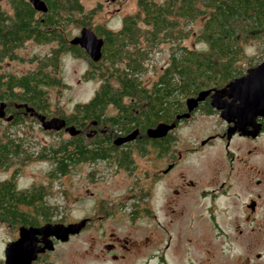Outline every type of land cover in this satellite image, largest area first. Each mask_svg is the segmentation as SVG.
Wrapping results in <instances>:
<instances>
[{
  "label": "trees",
  "instance_id": "16d2710c",
  "mask_svg": "<svg viewBox=\"0 0 264 264\" xmlns=\"http://www.w3.org/2000/svg\"><path fill=\"white\" fill-rule=\"evenodd\" d=\"M4 1L9 9L0 3V103L4 102V109L14 114L6 126L23 124L28 116L36 121L25 107L46 118L53 116L46 88L61 84L56 76L60 55L70 52L88 58L78 45L69 43L68 24L90 27L103 40L100 59L94 62L88 58L89 69L83 74L86 79H101L97 89L86 102L76 103L70 113L56 114L79 132L62 138V129L45 130L58 134L59 139L20 161H50L52 179L67 174L74 165L103 160L129 171L133 151L140 155L149 153V149L156 152L159 138L147 137L146 129L170 122L185 108L184 100L208 86L210 78H225L218 62L234 61L241 55L236 42L239 31L248 30L255 36L250 27L257 18L264 22L259 10L252 13L254 0H136V11L124 15L117 30L94 23L98 6L85 10L80 0H43L45 12L34 10L29 0ZM198 17L203 21L197 37L206 45L205 50L190 49L181 43L187 37L182 26ZM28 40L54 45L44 56L32 58L37 63L34 69L20 75L2 71L5 59L23 60L15 49ZM162 42H171L168 62L155 80L144 86L139 76L146 70L152 49ZM215 83L221 85L220 81ZM109 108L113 113H108ZM134 129L138 130L135 144H114L117 136ZM86 130L93 132L87 134ZM24 152L23 140L3 131L0 167H8L12 158H21ZM49 193L50 184L18 189L14 174L1 180L0 222L16 227L52 222L58 206L45 202ZM136 206L131 212L134 216ZM100 211L110 213L107 207Z\"/></svg>",
  "mask_w": 264,
  "mask_h": 264
},
{
  "label": "rangeland",
  "instance_id": "374dc122",
  "mask_svg": "<svg viewBox=\"0 0 264 264\" xmlns=\"http://www.w3.org/2000/svg\"><path fill=\"white\" fill-rule=\"evenodd\" d=\"M80 1L85 10L98 6L94 23L105 25L111 30H117L122 17L133 14L137 9L136 0ZM0 3L3 8L9 9L4 0H0ZM202 21V17H198L182 26L183 32L187 34V37L181 39L183 45L194 50H205L206 45L197 37ZM81 27L76 23L68 24L67 39L77 35ZM236 42L241 50V55L238 56L240 61L253 60L262 46V41L250 32L239 31ZM52 45L54 44L28 40L15 49L16 54L23 60L5 59L1 63V70L16 75L24 74L35 68L37 63L32 58L49 53ZM170 46L171 42H162L152 49L146 61V70L139 76L142 85H150L168 62ZM87 59L76 57L70 52L60 55L56 76L61 84L46 88L49 109L53 116L56 117L60 112L70 113L76 103L86 102L97 89L101 80L98 76L89 79L83 76L89 69ZM108 113H113V110L109 108ZM31 117L36 121H32L28 116L24 118L23 124L15 126H6V119L0 117V135L7 131L23 140L25 152L21 160L29 154L35 155L41 146H47L59 139L58 134L46 132L40 127L35 116ZM202 123L203 126H197L195 122H191L175 131L179 148L192 146L191 143L197 137L211 130L209 122ZM91 132L93 131L86 130L87 134ZM60 134L62 138L68 136L66 131ZM209 152L210 150L202 149L186 154L179 163V170H183L186 177L203 173L206 159L212 157L215 150L210 152V156ZM132 158L133 164L129 171L115 168L114 164L107 165L103 161H97L74 165L67 174L54 179L49 176L52 163L48 160L32 159L24 163L14 161L8 167H0V181L14 174L16 187L20 190L50 184L51 193L45 196V202L58 206V212L52 216V220L60 219L62 223H70L88 218L87 225L80 232L67 241L58 243L33 264H158L156 258L148 259L151 253H162L169 264H206L202 250L206 249L207 244L204 245L205 242L200 239L202 235L197 236L198 233L195 232L194 221L199 219L196 214L188 217L186 210L169 212L163 206L157 186L150 189V196H144V188L150 179L155 181L154 175L159 166L155 150L149 149V153L145 155L133 151ZM191 202L187 204L191 205ZM134 204L138 207L135 216L131 214ZM195 204L193 201V205ZM222 204L220 198L215 201L214 213L218 221L219 206ZM145 205L151 208L154 215L146 216L141 212ZM101 207H107L110 213L101 212ZM190 223L192 228L188 226ZM17 232L18 227L0 222V264H3L5 245L17 238ZM124 240H130L128 251L123 248ZM165 241H168V246L166 244L163 247ZM111 242L116 244L115 252L119 254L118 258H112L109 250L104 247ZM147 242L152 246H147ZM216 262L217 260L212 259V264Z\"/></svg>",
  "mask_w": 264,
  "mask_h": 264
},
{
  "label": "flooded vegetation",
  "instance_id": "af4514ba",
  "mask_svg": "<svg viewBox=\"0 0 264 264\" xmlns=\"http://www.w3.org/2000/svg\"><path fill=\"white\" fill-rule=\"evenodd\" d=\"M258 10L261 18H264V0H254L252 13ZM252 25L251 31L254 30L257 33L255 37L262 41L254 59L218 62L226 77L219 80L210 78L209 85L202 89H210V92L198 102L189 117L176 121L175 127L159 138L155 152L159 161L154 175L155 181L150 179L144 188V196H150V189L157 186L163 206L169 212L186 210L188 217L196 214L199 219L194 221V229L197 236L202 235L200 239L205 242L204 245L207 244L206 249L202 250L206 264H212V259L217 260L216 264H264V94L263 103L260 105L259 87L242 86L234 97V93L227 86L232 80L245 76L249 69L264 62V22L257 18ZM219 81L221 85L218 86L215 82ZM223 87L225 92L218 98L217 104L220 107L216 108L212 105L211 96L215 89ZM197 93L192 97L197 96ZM6 109L5 116L12 118L14 114L8 113ZM184 112L186 106L182 111L176 112L171 121ZM202 121L209 122L211 130L197 137L191 143L192 146L179 148L175 131L191 122L203 126ZM170 139L171 142L168 143ZM129 143L135 144L134 139ZM202 149L210 152L215 150V154L211 157L209 152L210 157L203 165V173L186 177L183 170H179L180 161L186 154ZM11 160L20 162L21 159L14 157ZM103 162L110 165L106 160ZM219 198L223 204L219 206L218 221L215 219L214 210L215 201ZM189 201H192L191 205L187 204ZM193 201L196 202L195 205ZM141 210L146 216L154 215L148 205ZM61 221L53 220L51 223H62ZM188 226L192 228V223ZM51 239L54 247L61 243L52 237ZM129 241L124 240L123 248L126 251L129 250ZM167 242L165 241L163 247L166 244L168 246ZM36 244L41 245L40 235L37 236ZM109 244L112 258H118L116 244ZM146 245L152 246L149 242ZM47 252L48 250L38 253L31 264ZM153 258L158 260V264H169L162 253H151L148 259Z\"/></svg>",
  "mask_w": 264,
  "mask_h": 264
},
{
  "label": "water",
  "instance_id": "95a60500",
  "mask_svg": "<svg viewBox=\"0 0 264 264\" xmlns=\"http://www.w3.org/2000/svg\"><path fill=\"white\" fill-rule=\"evenodd\" d=\"M34 10L38 12H45L47 7L43 0H29ZM69 43L78 45L86 53L87 57L91 61H98L101 57V46L103 40L98 37L95 32L87 26H82L79 33L68 40ZM247 85H255L260 89V105L263 103L264 94V62L248 70L245 76L236 78L229 82L227 86L231 92L234 93V97L238 94L240 87ZM210 92V89H204L197 93V96L187 97L184 102L186 106V112L180 113L175 116V119L170 123L159 122L153 127H149L145 131V135L149 138H160L164 136L168 131L175 127L176 121L181 118H187L190 112L197 106L199 101H202L205 96ZM225 92V87L221 89H215L211 96L212 105L216 108L220 106L217 104L218 98ZM23 106V105H22ZM24 107V106H23ZM4 102L0 103V117H4L6 121L10 117L5 116L3 110ZM25 111L30 115L35 116L39 121L40 127L44 130H55L60 129L66 131L69 135H74L79 132L73 126H67L65 120L58 116H52L46 118L44 115L35 112L32 108L25 107ZM137 129H134L130 133L124 136H117L113 142L115 145H120L126 142H130L135 139ZM87 219L82 218L77 222H70L67 224L63 223H51L46 222L40 226H24L18 227L17 238L9 241L3 250V264H31L36 259L38 253H42L45 250L53 249V241L55 240L65 242L68 240L70 235L77 234L86 224ZM41 237V245H37V236ZM104 247L110 250L111 245L105 244Z\"/></svg>",
  "mask_w": 264,
  "mask_h": 264
}]
</instances>
